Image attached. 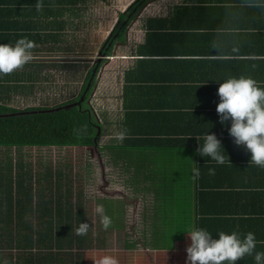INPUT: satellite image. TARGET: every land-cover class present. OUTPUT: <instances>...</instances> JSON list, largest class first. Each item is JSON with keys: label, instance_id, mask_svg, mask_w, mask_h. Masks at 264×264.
Returning a JSON list of instances; mask_svg holds the SVG:
<instances>
[{"label": "crops", "instance_id": "1", "mask_svg": "<svg viewBox=\"0 0 264 264\" xmlns=\"http://www.w3.org/2000/svg\"><path fill=\"white\" fill-rule=\"evenodd\" d=\"M37 2L43 5L40 11ZM54 3L0 0V44L15 46L26 37L36 45L33 60L9 74V84L28 85L21 82V72L38 69L41 86L49 85L53 71L74 70L69 63L52 66L55 60H89L84 64L90 66L106 58L92 60L90 53L74 52L72 34L86 0L77 4L76 15H55ZM117 20L115 14L109 22ZM122 34L109 55L110 63L118 61L121 67L114 77V105L101 125L107 143L96 164L123 178L121 189L130 197L147 198V214L172 216L164 246H174L173 254L184 262L188 234L205 229L216 239L220 232H236L241 239L254 233V253L236 264H255V252H264V168L251 163L246 146L234 143L231 120L221 124L216 108L218 88L229 78L251 77L264 89V0H152ZM104 83L100 79L97 86ZM16 96L23 95L11 96L10 102ZM122 131L121 141L116 133ZM206 134L221 141L223 164L199 155Z\"/></svg>", "mask_w": 264, "mask_h": 264}, {"label": "trees", "instance_id": "2", "mask_svg": "<svg viewBox=\"0 0 264 264\" xmlns=\"http://www.w3.org/2000/svg\"><path fill=\"white\" fill-rule=\"evenodd\" d=\"M54 1L55 15H76L77 4L84 0ZM151 1L133 0L118 13L116 24L100 47V56L110 55L130 19ZM65 61L55 60L52 66L61 68L69 63L75 71L88 60ZM101 64L94 61L85 65L78 90L63 100L21 109L11 106V96L43 90L41 72L23 70L20 80L28 85L21 86L9 84L10 75H4L6 82L0 84V148H97L102 126L87 100ZM37 67L41 68L39 64ZM81 194L70 170L63 166L34 171L20 155L16 161L8 155L0 159V264H84L91 233L88 229L86 235H76L86 215Z\"/></svg>", "mask_w": 264, "mask_h": 264}, {"label": "rangeland", "instance_id": "3", "mask_svg": "<svg viewBox=\"0 0 264 264\" xmlns=\"http://www.w3.org/2000/svg\"><path fill=\"white\" fill-rule=\"evenodd\" d=\"M131 1L86 0L83 6L80 5L79 26L72 34L73 40H71L73 48L76 49L74 52L90 53L92 60L102 58L98 51L114 25V23L110 24V17L123 12ZM123 38L121 34L119 40L122 41ZM122 48L124 47L121 46ZM110 57L100 60L103 63L96 73L93 90L87 100L101 125L106 121L108 112L114 105L117 86L114 77L121 67L118 61L110 63ZM88 62L90 63L89 60ZM89 63L85 65L89 66ZM85 65L80 66L79 71L78 68L75 71L69 68V71L64 69L53 71L49 85L46 84L41 91L34 90L31 94L16 96L11 106L21 109L40 104L52 105L54 101L63 100L78 90L81 84L80 72H85ZM100 79L105 80L103 86H97ZM105 134L106 130L99 138L97 149L95 147L0 148V159L8 155L12 161H16L20 155L34 171L47 166H63L66 170H70L74 184H77L82 192L85 223L90 226L91 241L88 249L84 251V264H99L104 256L115 257L119 264H186L183 258L173 254L174 246L172 248L164 246L166 235L173 226V223H170L172 216L147 214L144 206L149 202L147 198L130 197L121 189L124 185L123 178L111 176V168H99L96 164L97 155L103 154L105 150L107 143ZM101 170H104L105 174H99ZM97 205H103L104 214L112 219V225L107 230L101 224V215L95 211ZM161 237L163 240L159 239Z\"/></svg>", "mask_w": 264, "mask_h": 264}, {"label": "clouds", "instance_id": "4", "mask_svg": "<svg viewBox=\"0 0 264 264\" xmlns=\"http://www.w3.org/2000/svg\"><path fill=\"white\" fill-rule=\"evenodd\" d=\"M40 11L43 5H35ZM35 42L26 37L19 39L15 46L0 44V74L9 75L17 70H22L24 65L30 63L34 56L32 49ZM220 102L216 111L220 123L231 120L230 135L237 146L244 145L251 153V163L264 168V89L258 86L251 77L229 78L218 88ZM118 140L125 138V133H116ZM190 138V137H189ZM199 140V137H196ZM204 143L197 149L199 155L209 156L219 164L225 162L221 153V141L215 134H206ZM194 178L200 175L199 169H193ZM209 174L214 175L215 170L209 169ZM95 211L101 215V224L105 230L112 225V219L104 214L103 205H97ZM88 223H80L76 235H86ZM188 236L191 243L187 247L186 264H236L246 255H252L256 249L255 234L248 232L243 239L236 232L219 233V238H213L205 229L192 230ZM255 264H264V252H255ZM99 264H119L113 256H104Z\"/></svg>", "mask_w": 264, "mask_h": 264}, {"label": "water", "instance_id": "5", "mask_svg": "<svg viewBox=\"0 0 264 264\" xmlns=\"http://www.w3.org/2000/svg\"><path fill=\"white\" fill-rule=\"evenodd\" d=\"M97 133H99V131Z\"/></svg>", "mask_w": 264, "mask_h": 264}]
</instances>
